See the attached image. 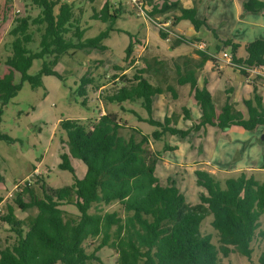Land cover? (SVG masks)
<instances>
[{"label": "trees", "instance_id": "obj_1", "mask_svg": "<svg viewBox=\"0 0 264 264\" xmlns=\"http://www.w3.org/2000/svg\"><path fill=\"white\" fill-rule=\"evenodd\" d=\"M202 1L169 3V0H162L161 5L146 13L153 18L178 8V13L167 19L172 27L180 21H188L195 32L201 28L208 31L206 19L197 17ZM145 2L142 0L144 8ZM20 4L22 13L14 17L2 45V64L7 73L0 77V123L2 108L16 97L23 83L36 89L41 87L43 75L61 80L55 67L63 56L77 51H105L103 41L109 37L122 13L121 8L113 11L105 3L92 18L108 23L106 30L84 39L85 30L75 18L72 6L64 0H20ZM243 8L261 12L264 2L244 0ZM159 36L163 40L168 38L162 30ZM199 41V37L177 35L172 38L171 45ZM220 42L230 47L232 61L242 67L239 72L244 77L248 76L245 69L264 65V40L248 45L249 59L246 61L234 59L237 45L229 39ZM132 52L130 45L123 60L125 64L129 63ZM195 54L198 61L187 56L172 61L176 84L189 86L201 112L189 129L176 128L178 117L175 115L165 116L163 122L151 117L153 97L170 96L175 100L177 96L175 87L167 83V65L161 62L152 70H137L131 78L125 75V68L112 67L120 75H112L111 87L103 101L155 127L157 130L151 137L155 142L161 141L166 134L184 139L190 133L205 131L208 126L221 131L231 127L245 131L264 127V104L255 87L250 97L243 101L245 114L234 108L229 90L225 92L223 107L216 112L210 92L197 86L204 62L213 58L200 50ZM36 60L43 62L38 73L31 76L28 71ZM16 75L19 83L15 82ZM93 83L89 75L79 80L76 94L82 99V106L87 105V92L94 94L98 90ZM127 102L139 103L148 117L141 118L134 110L124 109ZM181 111L183 118L189 119L188 111L185 108ZM58 129L65 135L60 138V144L67 148L66 153L60 154L58 168L71 174L72 183L51 188L40 176L33 185L38 186L41 198L34 194L32 186L17 194L14 203L18 209L21 212L35 209V214L19 219L15 209L7 206L0 221L9 226L13 238L0 243V264H103L98 253L105 248L115 252V264H221V259L230 254L251 259L254 248L264 245V182L252 174L247 176L242 172L237 177L219 179L211 173H201L199 182L206 195L200 197L199 203L191 205L174 182L167 180L162 184L155 176L156 163L162 160L164 152L174 148L164 145L162 151H151L149 137L138 129L129 128L118 112L104 110L97 119L60 120ZM123 129H132L138 137L124 139L118 135ZM0 140L11 142L4 135H0ZM71 159L85 166L86 172L81 179L77 178ZM24 193L29 195L26 203L22 201ZM64 205L74 206L78 213L65 212L61 209ZM111 205L119 209L104 210ZM207 217H211L210 227L216 234V244L212 242V235L200 230ZM258 264H264V251L258 257Z\"/></svg>", "mask_w": 264, "mask_h": 264}, {"label": "rangeland", "instance_id": "obj_2", "mask_svg": "<svg viewBox=\"0 0 264 264\" xmlns=\"http://www.w3.org/2000/svg\"><path fill=\"white\" fill-rule=\"evenodd\" d=\"M161 1H157V6L161 4ZM64 2L72 6L75 18L79 19L81 28L85 30L84 39L93 38L106 30L108 23L92 18L105 3L113 11L121 8L122 13L115 21L109 37L103 41L105 51H77L73 55L63 56L55 67V71L62 76L61 80L54 76L43 75L41 87L36 89H32L25 82L16 97L2 108L0 135L8 137L11 142L0 140V216L6 212L7 206L15 209V215L19 219L34 215L35 209L21 212L14 203V199L20 193L14 190V185L23 182L31 174L32 166L42 172L41 176L47 187L61 188L72 183L71 174L58 168L60 154L67 152V148H63L60 144V138H65V135L59 131L58 122L64 119H94L104 110L118 112L129 128L138 129L143 135L148 136L151 151H162L164 145L174 148L173 151L164 152L162 160L156 163L155 176L162 184H165L167 180L174 182L184 195L186 202L191 205H196L200 197L206 195L205 188L199 182L201 173L209 172L208 170L212 167L222 170L236 166V164L240 166L241 163L252 158L253 151H256L254 146L259 148L255 153L256 161L258 162L259 158L260 163L264 162V141H262L264 127L254 132L240 129H234L232 132H227L228 129L225 131L210 130L202 134L200 141L195 133L188 135L185 139L166 134L161 141L155 142L151 138L157 130L155 127L138 121L132 114L120 111L118 106L106 104L103 97L111 87V77L120 75L112 67L125 68V75L131 78L137 70L142 68L152 70L157 62L167 65L165 67L168 73L167 83L175 87L176 93L180 95L186 89L183 96L187 98L189 86L179 87L174 80L173 72L168 70L170 57L168 52L172 40L161 39L152 18L139 15L130 0H64ZM243 2L244 0H203L197 17L209 19L213 32L201 28L197 35L203 39L201 41L205 40L210 45L214 44L216 33L226 31L229 40L237 45L238 57L246 56L244 42L250 36H246L248 28L239 22L242 16L240 13H243ZM154 4L153 0H146L145 13H149ZM21 13L20 0H0V77L7 72V68L2 64V45L7 40V31L14 17ZM177 13L178 8L170 10L166 17H163L164 15L155 17L167 19ZM249 14L252 13L246 12V15ZM161 22L163 20L158 21L159 24ZM251 29L257 33L264 32V29ZM177 31L186 36L195 34L188 21H180ZM130 45L133 47V52L128 59L129 63L125 64L123 60ZM189 48H191L190 45H180L179 48L174 49L172 54L179 56ZM224 48L230 50L229 46H224ZM195 49L193 47L192 50H188V54ZM42 62L41 60L34 61L28 74L36 75ZM86 75L93 78V87L97 85L98 90L94 94L88 91L87 105L82 106V99L78 97L76 90L79 87V80ZM231 75L235 73L231 72ZM15 82L19 83L18 75L15 76ZM223 96L224 94L216 93L217 107L220 106ZM185 105L186 101L182 96L176 100H172L170 96H155L152 98L151 117L158 122H163L165 116L179 117L182 106ZM123 107L126 110H134L141 118L148 117L137 102H127ZM238 108L242 109V106ZM188 122L190 123L189 120L178 118L175 127L187 130L190 127ZM118 135L126 140L131 136L138 137L132 129L120 130ZM73 162L74 165L86 169L79 160ZM76 176L79 178L82 176L80 168L77 167ZM31 188L34 194L41 198L38 186L32 185ZM22 201L25 203L29 201L27 193L23 194ZM61 209L73 215L78 213L72 205H64ZM118 209L117 205L104 207V210L109 212ZM210 220L211 217H207L201 223L200 230L203 234L212 235V242L216 244L217 237L210 227ZM6 238L11 241L13 233L7 224L0 221V243ZM262 251H264V245L254 248L251 259L239 254H230L229 257L221 259V264H258V257ZM98 256L103 264L116 263V254L111 249H102Z\"/></svg>", "mask_w": 264, "mask_h": 264}, {"label": "crops", "instance_id": "obj_3", "mask_svg": "<svg viewBox=\"0 0 264 264\" xmlns=\"http://www.w3.org/2000/svg\"><path fill=\"white\" fill-rule=\"evenodd\" d=\"M153 1L155 3L154 7H157V3H158L157 1L158 0H153ZM169 1H175V0H169ZM259 1L264 2V0H259ZM160 3H162V1ZM200 7H199V9H200ZM246 12H250V11H246L243 8V13L242 14L240 13V16L241 15L242 16H241V20L239 22L248 28L246 36H250V37L247 40H245V42H244V48L247 51V47L251 42H253L255 40H264V32L257 33L254 29H251V28H255V29H259V30L264 29V10L261 12H251L252 14H249V15H246ZM167 15H169V14L166 13V14H164L163 17H166ZM197 16H198V12H197ZM167 19H162L161 17L152 18L153 22L156 24L155 27H157L158 32H159V30H161L160 29L161 26L168 27L170 34L166 33L168 35L167 41L172 40V38L176 37L177 35H183V36L189 37V38L199 37V36H197L198 33L195 32L193 27L192 28H193L194 33H195L194 35L186 36L184 33L178 32L177 26L172 27L171 21L167 20ZM161 20H163V22H161V24H159L158 21L160 22ZM206 21H207V25H208V29H209L208 31L213 32V29L209 25V19L208 20L206 19ZM216 34H217V38H216V41L214 44L210 45V44L206 43L205 40L201 41L203 39L201 37H199L200 38L199 43H197V44H185V45H190L191 48L186 49L185 53L183 52V54H181L179 56H173L172 52H174V49L176 50L177 48H179L180 45H174V44L170 45L169 52L167 51L170 54V57L168 60L169 61L168 70L170 72L172 71L174 74L175 69L172 66V61L176 60L182 56H187V57L192 58L194 61H198L199 58L195 54V51L198 50L197 49L198 44L204 43L205 47H204V49H202L200 51L206 52V54L213 57L214 60H212V61L208 60V61L204 62L202 70L200 71V73L198 75L197 86L199 88L205 87L210 92L212 99L215 103V108H216L217 113H219V111L221 110V108L223 107V105L226 101V94H225L226 90H229L231 92L230 102L234 105V108L237 111H239L242 114H245V107H244L243 101L250 97L252 90H253V87H255L257 89L258 94L261 95L262 101L264 104V71H261L260 75L249 74V76L244 77L242 74H240L239 70L236 69V67H234L232 65H228L227 63L223 62V60L221 61L222 55L224 53L231 56V59H233V55L231 54L229 49L225 50L224 45H222L220 42L221 40L229 39L227 36V32L223 31V32L216 33ZM181 45H183V44H181ZM193 47H195L196 49L191 54H188L187 51L192 50ZM234 59L237 61H246L249 59V54L247 52L246 56L238 57L237 50H236V52L234 54ZM231 72H234L235 75H231ZM124 73H126V72H124ZM175 90H176V88H175ZM187 90H188V93H187L188 97L187 98H185L183 96V93H184V91H183V92H181V95H180V93L177 94L176 99L180 96H182V98L185 99L186 105L182 106V108H185L188 111L189 119H187V120L190 121V123L189 122L188 123L191 127V125L193 123H195L198 120V118L201 116V112H200L199 107L197 106V104L193 100L192 95L190 93V90L189 89H187ZM216 93L220 94V95L224 94V96L221 97V99H222L221 101L223 102V104L221 102L219 107H217L216 102H215ZM240 105L242 106V109L238 108ZM103 114H104V112L102 111L94 119H97L99 116H101ZM178 118L179 119L182 118L183 120H185L183 118L182 111H181V116H179ZM261 128H263V126L257 127L254 131H257ZM215 129H218V128L208 126L205 131H200V132H197L195 134L197 136V139L200 141L202 134L208 133L210 130L215 131ZM234 129L243 130V129L238 128V127H231L228 129L227 132H232V130H234ZM248 132H252V131H248ZM190 135H192V133H190L189 136ZM254 149L256 151H253L252 158H249V160H246V162L241 163L240 166H238V164H236V166L223 168L222 170L217 169L215 167H212L211 169L208 170L209 171L208 173L215 175L219 179H225V178H229V177H237L240 173L243 172L247 176L252 174L256 179L264 182V162L260 163L259 158H258V162L256 161V154L255 153L258 152L259 148L257 146H254ZM74 160H76V159H71L70 163H71L72 167L74 168L75 173H76V167L80 168L81 173H82V176H81V178H82L85 175L86 169L84 170L83 167H78V165H74V162H73ZM34 168H36V167L32 166L31 170H33ZM219 175H222V176L219 177ZM226 175H227V177H225ZM77 178H79V177L77 176ZM81 178H79V179H81Z\"/></svg>", "mask_w": 264, "mask_h": 264}, {"label": "built area", "instance_id": "obj_4", "mask_svg": "<svg viewBox=\"0 0 264 264\" xmlns=\"http://www.w3.org/2000/svg\"><path fill=\"white\" fill-rule=\"evenodd\" d=\"M130 1H131L132 5L136 8V10H138L139 15L147 16L146 13H145L144 7H143L142 0H130ZM160 29L162 31H164L165 33H167V34H170V31L168 30V27L161 26ZM204 47H205L204 43H200V44L197 45V49L198 50H202V49H204ZM213 60H214V58H213ZM222 60H223V62L227 63L228 65H232V66L236 67V69H238V70L242 69V67L237 65V64H235L232 61L233 59H231V56H229L226 53H224L222 55L221 61ZM245 70L247 71L248 76H249V74L260 75V72L264 71V65L254 67L252 69H245ZM41 175H42V172L39 171L37 168H34L32 170V172H31V174L23 182H19V183L14 185V190L16 192H22L25 188L32 186L33 183L35 182V180H37Z\"/></svg>", "mask_w": 264, "mask_h": 264}, {"label": "water", "instance_id": "obj_5", "mask_svg": "<svg viewBox=\"0 0 264 264\" xmlns=\"http://www.w3.org/2000/svg\"><path fill=\"white\" fill-rule=\"evenodd\" d=\"M262 141H264V136L262 137Z\"/></svg>", "mask_w": 264, "mask_h": 264}]
</instances>
